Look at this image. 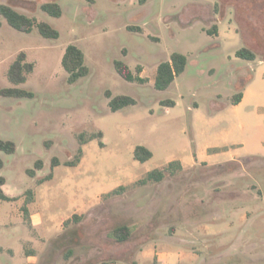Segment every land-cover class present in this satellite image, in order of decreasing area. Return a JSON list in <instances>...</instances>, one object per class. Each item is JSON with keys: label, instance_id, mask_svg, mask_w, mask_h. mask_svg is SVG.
<instances>
[{"label": "rangeland", "instance_id": "rangeland-1", "mask_svg": "<svg viewBox=\"0 0 264 264\" xmlns=\"http://www.w3.org/2000/svg\"><path fill=\"white\" fill-rule=\"evenodd\" d=\"M47 1L52 0H0L59 32L57 38L43 37L36 28L21 32L0 15V89L16 86L33 93L0 94V139L16 146L13 153L0 150V175L16 192L33 188L38 177L52 171L51 187L69 174L74 180L91 178L103 189L126 188L103 195L79 223L60 232L53 227V235L42 238L37 248L24 243V250L34 254L22 264H161L164 254L176 258L172 264H200L213 252H237L249 244L253 253L264 254V63L259 62L264 59V0H56L59 17L40 8ZM68 44L82 50L88 68L73 83L61 65ZM241 48L256 58L236 56ZM21 51L33 70L24 83L14 85L7 70ZM173 52L186 56L185 69L158 90L156 68ZM115 60L142 80L122 78ZM251 76L257 94L252 99L260 100L234 109L230 99ZM107 92L136 103L111 111ZM98 131L102 137L84 145V167L61 164L54 170L53 157L75 160L82 147L79 135L88 138ZM213 144L228 147L211 159L215 164L174 167L160 184L137 182L146 172ZM136 145L147 147L152 156L135 160ZM230 156L239 159L227 162ZM37 159L44 166L33 177L26 169H33ZM73 190L88 199L89 190ZM231 193L236 199L222 198ZM211 197L219 218L178 224L177 241L169 247L165 239L179 221L177 209ZM46 201L53 206L59 200L50 195ZM61 202L64 214H71L74 204ZM10 211L15 219V204L0 200V220ZM240 211H249L247 222L238 221ZM121 223L129 225L131 235L118 242L111 230ZM17 226H0L6 231L0 232V243L16 248V240L27 239ZM0 264H21V259L0 255Z\"/></svg>", "mask_w": 264, "mask_h": 264}, {"label": "crops", "instance_id": "crops-1", "mask_svg": "<svg viewBox=\"0 0 264 264\" xmlns=\"http://www.w3.org/2000/svg\"><path fill=\"white\" fill-rule=\"evenodd\" d=\"M259 62L260 64H263L264 59L259 60ZM251 80L252 76L243 85L241 91L242 97L238 103L234 104L231 102L230 99V103L234 109H237L240 105L249 103L250 101L260 100L252 99L257 94L251 87ZM85 144H82V156L76 165H65L64 162L60 161L58 165L53 166L54 170L58 168V166H60L61 164L67 167H74L78 169L84 167ZM222 150L224 152H228V147L226 144L208 145L204 149L194 151L193 155L191 156L179 157L171 161H178L181 170L192 168L199 164L212 165L215 164L214 162H216V160L213 161L211 159L215 158V156L222 154ZM237 159L239 158L236 156H230L227 162L235 161ZM53 172L54 171L48 173L45 176L38 177L36 180V186H34L33 188L26 189L24 192H16L15 189L9 187L6 178L3 175H0L4 177V183L0 186V188L6 196L11 198V200H0L14 203L16 209L15 219L12 217L13 211H10L8 213L6 212L3 218L0 220V226L18 224L15 229H24L28 234L27 239L16 240L18 241V243L16 244V248L10 245L0 243V255L8 256L11 260L19 258L21 259V264L23 262H31L33 257L31 255L34 254V251H32V249L24 250V243L29 242L32 244V247L37 248L42 238H45L48 235H53L51 234L53 227L59 229L60 232L64 226V221L66 219L70 218L73 214H83L90 207L98 204L103 195L109 193L110 191L116 188L114 187L110 189H103L101 183L98 184L97 181L92 180L91 178H79L78 180H74V178H72L73 176L69 174L59 180L58 184H56L55 186L53 185L54 187H51V185L54 184L56 180V175ZM36 175L37 174L35 171L33 177H35ZM163 180H161L160 182H148L146 184H143V186L145 187L148 185L160 184L163 182ZM74 188H80L84 191L89 190V196H86L88 199L86 200L83 197L78 198L77 193H79V190L75 191L73 190ZM50 195L59 200L58 202H55L53 206L47 203L46 201V197ZM222 198L236 199V194L231 193L223 196ZM64 199H68L72 202V204H74L71 210V214H64L63 212L64 203H62L61 201H63ZM213 200L214 197H211L207 203H198L191 201L185 209H177L175 214L179 221L176 227H170L169 230L171 232L167 235V238L165 239L166 242L169 243V245L167 244L169 247L174 246L173 244H175V242L177 241L175 233L178 229V224L213 221L219 218V211H217V209L212 206ZM180 216H182V220H180ZM236 216L238 221L245 223L248 221L250 213L249 211H240ZM12 219H14L15 221H12ZM173 228L175 229L173 230ZM0 232L2 234H6L5 230L1 231L0 229ZM252 246L254 247L253 244L244 245L245 248L237 252H213L209 254V256H207L206 258L202 259L200 264H264V254L253 253V251L251 250V248H253ZM25 251L27 252V255H24ZM175 261V257L169 254H164L162 256L161 264H172Z\"/></svg>", "mask_w": 264, "mask_h": 264}, {"label": "trees", "instance_id": "trees-1", "mask_svg": "<svg viewBox=\"0 0 264 264\" xmlns=\"http://www.w3.org/2000/svg\"><path fill=\"white\" fill-rule=\"evenodd\" d=\"M40 8L47 12L49 15L54 17H59L62 14V10L60 5L56 0L43 2L40 5ZM0 15H2L7 23L13 27L14 29L29 33L36 28L38 33L46 38H57L59 36L58 30L52 27L50 24L44 21H38L34 17H30L24 13L19 12L13 6L5 3L0 4ZM214 30H216V26L214 25ZM236 56L247 59L254 60L256 58V54L247 49L241 48L236 51ZM187 62V58L184 54L180 52H173L170 54L169 60L160 62L156 68V73L154 77V87L158 90H164L170 86V84L174 81L175 77L180 75L184 69ZM61 65L63 69L67 72V81L69 83H73L77 81L80 77L85 76L88 73V68L84 63V53L82 50L74 44H68L63 52L61 58ZM114 68L116 72L124 79L128 81H141L142 79L138 75H134L130 67L121 60L114 61ZM33 70V63L25 60V53L21 51L17 57L13 60L7 70V78L9 82L14 85H18L24 83L27 78V74H29ZM141 70L138 68V72ZM0 94L2 96L9 97H32L33 93L23 88H19L16 86L4 87L0 89ZM107 97H110L108 105L111 111H117L125 106L133 105L136 103V100L127 95H116L111 97L110 93L107 92ZM242 93L237 92L233 94L231 102L238 103L241 100ZM160 103H165L170 106L174 105L173 100H162ZM102 137V132L98 131L95 134L89 135L88 138H84L82 134L79 135L80 144H85L89 140ZM100 145L103 143L100 141ZM16 149V146L11 140H3L0 139V150L5 153H13ZM78 156L75 160L65 161V165L74 166L76 165L81 156H82V148L79 147ZM152 156V152L145 146L136 145L133 149V158L139 162H144L148 160ZM60 162L58 159L53 157L51 159V166L58 165ZM3 162L0 159V167H2ZM43 166V161L41 159H37L34 162L33 169H26V173L30 176H34L36 169H41ZM174 167L180 168L178 161H170L166 166L161 168H155L148 172H146L145 176L141 179L137 180L139 184H146L148 182H160L166 176L168 171H171ZM4 183V177L0 176V186ZM126 188L125 185H119L109 193L105 195L117 194L119 191L124 190ZM0 199L2 200H11L10 197L6 196L0 188ZM83 214H73L70 218L64 221V226L70 223H79L83 219ZM111 234L114 239L118 242H122L127 240L131 235V229L128 224L121 223L115 226L111 230ZM1 249V248H0ZM100 264H105L104 262Z\"/></svg>", "mask_w": 264, "mask_h": 264}]
</instances>
